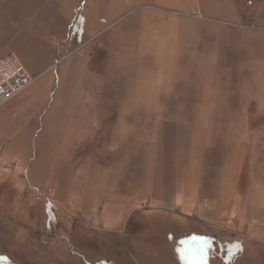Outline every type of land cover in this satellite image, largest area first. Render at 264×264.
<instances>
[{
    "label": "rangeland",
    "instance_id": "obj_1",
    "mask_svg": "<svg viewBox=\"0 0 264 264\" xmlns=\"http://www.w3.org/2000/svg\"><path fill=\"white\" fill-rule=\"evenodd\" d=\"M10 54L2 264H264V0H0Z\"/></svg>",
    "mask_w": 264,
    "mask_h": 264
},
{
    "label": "built area",
    "instance_id": "obj_2",
    "mask_svg": "<svg viewBox=\"0 0 264 264\" xmlns=\"http://www.w3.org/2000/svg\"><path fill=\"white\" fill-rule=\"evenodd\" d=\"M36 78H31L14 54L0 58V108L28 89Z\"/></svg>",
    "mask_w": 264,
    "mask_h": 264
},
{
    "label": "snow or ice",
    "instance_id": "obj_3",
    "mask_svg": "<svg viewBox=\"0 0 264 264\" xmlns=\"http://www.w3.org/2000/svg\"><path fill=\"white\" fill-rule=\"evenodd\" d=\"M207 243H208V241L204 240V241L202 242L201 247L198 248L197 251H198V252H203V244H207Z\"/></svg>",
    "mask_w": 264,
    "mask_h": 264
},
{
    "label": "bare ground",
    "instance_id": "obj_4",
    "mask_svg": "<svg viewBox=\"0 0 264 264\" xmlns=\"http://www.w3.org/2000/svg\"><path fill=\"white\" fill-rule=\"evenodd\" d=\"M26 90H27V89H26ZM22 93H23V92H22ZM22 93H21V94H22ZM19 95H20V94H19ZM19 95H18V96H19ZM15 98H16V97H15ZM2 263H3V260H2V259H0V264H2Z\"/></svg>",
    "mask_w": 264,
    "mask_h": 264
},
{
    "label": "crops",
    "instance_id": "obj_5",
    "mask_svg": "<svg viewBox=\"0 0 264 264\" xmlns=\"http://www.w3.org/2000/svg\"><path fill=\"white\" fill-rule=\"evenodd\" d=\"M40 75V74H39Z\"/></svg>",
    "mask_w": 264,
    "mask_h": 264
}]
</instances>
